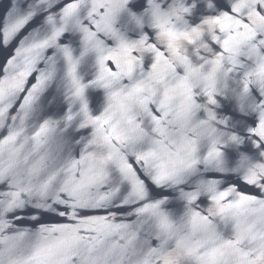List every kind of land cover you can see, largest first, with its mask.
<instances>
[{"label": "water", "instance_id": "obj_1", "mask_svg": "<svg viewBox=\"0 0 264 264\" xmlns=\"http://www.w3.org/2000/svg\"><path fill=\"white\" fill-rule=\"evenodd\" d=\"M0 264H264V0H0Z\"/></svg>", "mask_w": 264, "mask_h": 264}]
</instances>
